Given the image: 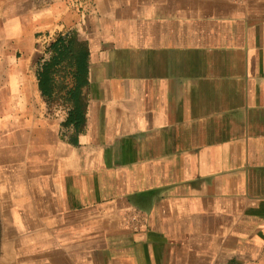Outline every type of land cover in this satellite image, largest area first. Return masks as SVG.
Instances as JSON below:
<instances>
[{"label": "crops", "instance_id": "crops-1", "mask_svg": "<svg viewBox=\"0 0 264 264\" xmlns=\"http://www.w3.org/2000/svg\"><path fill=\"white\" fill-rule=\"evenodd\" d=\"M53 30L89 43L75 137L38 89ZM5 169L29 178L32 264H264V0H0Z\"/></svg>", "mask_w": 264, "mask_h": 264}, {"label": "rangeland", "instance_id": "rangeland-1", "mask_svg": "<svg viewBox=\"0 0 264 264\" xmlns=\"http://www.w3.org/2000/svg\"><path fill=\"white\" fill-rule=\"evenodd\" d=\"M61 34L58 30L38 34L36 47L32 49L38 69L49 58L50 45ZM45 105L54 120L63 119L67 114V109L62 106ZM26 173L17 171L15 174L19 175H15L11 169L0 170V264H32V204L21 203L14 207V202L28 201L32 196L28 191L29 178L24 176ZM60 248L61 242L54 238V253H59ZM55 258L60 264V256ZM230 264L240 263L233 261Z\"/></svg>", "mask_w": 264, "mask_h": 264}, {"label": "trees", "instance_id": "trees-1", "mask_svg": "<svg viewBox=\"0 0 264 264\" xmlns=\"http://www.w3.org/2000/svg\"><path fill=\"white\" fill-rule=\"evenodd\" d=\"M89 56L88 41L77 31H70L50 45V56L37 71L42 98L50 107L67 109L62 125L73 129V137L84 131L87 121Z\"/></svg>", "mask_w": 264, "mask_h": 264}, {"label": "built area", "instance_id": "built-area-1", "mask_svg": "<svg viewBox=\"0 0 264 264\" xmlns=\"http://www.w3.org/2000/svg\"><path fill=\"white\" fill-rule=\"evenodd\" d=\"M238 2H245V0H236ZM145 215L141 211H132L123 216V223L125 226L132 229H140L143 226Z\"/></svg>", "mask_w": 264, "mask_h": 264}]
</instances>
